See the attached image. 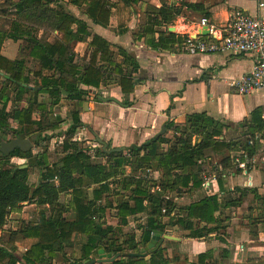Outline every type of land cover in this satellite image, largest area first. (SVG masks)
<instances>
[{
  "label": "trees",
  "instance_id": "1",
  "mask_svg": "<svg viewBox=\"0 0 264 264\" xmlns=\"http://www.w3.org/2000/svg\"><path fill=\"white\" fill-rule=\"evenodd\" d=\"M3 1V5L7 6V9L1 11L4 15L7 14L8 7H15L18 13L10 30L0 32V80L14 84L16 92L15 99L12 100L10 88L0 82V132L11 131L16 138L29 140L37 135L34 145L44 152L35 155L33 151L25 153L17 149L10 156L2 154L0 230L7 225L10 213L21 210L25 203L49 209L48 215L45 211L40 214L38 222L29 224L25 230L20 227L13 234L16 236L14 240L19 236L38 240L24 255L25 264H53L57 257L63 256L67 247L75 244L77 235L85 236L86 240L82 245L81 260L73 261V264L91 262V256L100 254L101 250L113 257L119 254L122 258L126 257L129 252L137 251L140 244L150 243L154 234L164 233V217L171 216L176 210L179 212L178 224L181 229L189 231L191 238L203 239L221 228V223L226 220L222 218L225 209L242 206L250 195L254 196L259 208L263 209L262 215L252 220L251 227L255 230L258 229V224H264V196L254 189L223 190L221 197L203 196L181 208L175 205L170 196L172 191H177L179 196L186 192H200L204 183V169L208 168L214 157H222L220 164L227 168L233 167L238 158L245 161L241 154L253 157L258 148L256 136L261 135L264 140L261 110L254 112L253 124L237 141H221L226 126L206 114H194L189 116L185 125H167L162 136L142 146H132L124 154L109 147L85 149L79 146L74 138L83 123L80 118L81 109L77 108L71 112L72 123L62 144L64 156L51 163L48 159L50 145L45 146L43 142L50 143L58 137L48 132L58 129L61 123L66 122L61 116H52L53 108L61 106L64 98L80 104L94 90H100L102 86L109 84H118L123 94L131 95L135 91L134 73L137 66L133 57L125 50L117 48L116 51L107 40L93 35L83 20L57 12L44 0H23L20 3L15 0ZM121 1L130 6L139 0ZM72 3L79 7L88 5L86 15L95 24L105 28L109 26L112 14L108 8V0H73ZM188 6L192 9L196 7ZM60 8L62 10L63 6ZM172 11L169 7H163L157 14L168 23L174 17ZM74 25L76 30H73ZM40 28L52 33L59 32L61 37L54 43L42 40L37 37L38 32L35 34ZM152 31L153 26L143 34L147 35ZM24 39L35 44L28 58L21 53V58L10 60L1 54L5 40L18 43ZM161 39L163 38L159 42H162ZM151 41L149 42L154 43ZM78 43H88L85 56L81 59L75 52ZM159 45L164 46L162 43ZM115 52L123 57L121 63L115 61ZM30 60L41 66V71H36V76L41 79L38 87L32 86L29 75L24 76ZM44 71L49 72V75H43ZM42 96L50 98V104L44 102ZM22 101L28 103L27 108L19 105ZM10 102L13 108L9 111ZM37 112L41 113L40 119L34 117ZM10 120L17 122L20 128H11ZM169 129L174 132L172 140L164 136ZM164 145H168L166 150ZM90 150L95 152L94 158L88 155ZM14 157L28 160L27 167L13 165L11 158ZM105 158L108 161L104 164ZM154 163L159 164L162 173L159 183L157 180L135 176L140 170L149 171ZM34 168L41 170L38 184H30L29 181ZM127 168L133 169V175L125 176ZM209 168L211 169L210 166ZM111 178H119L118 183L122 185V189L130 194L129 200H121L115 208L119 220L117 228L107 225L104 216L106 207L112 208V204L109 202L106 207L98 204L102 195L110 192ZM93 186L98 188H92ZM157 186L159 190L156 191ZM91 190L93 200L89 198ZM63 194L71 198L68 206L59 203ZM72 213L75 218L69 219L67 216ZM140 214L148 215L146 225L140 227L143 230L141 242H138L135 235L130 236L128 241L123 240L122 228L129 224L130 218ZM159 255H162V249L151 258L150 264H162L156 262ZM208 256L201 255L199 264H205ZM142 260L129 257L112 264H139ZM0 262L17 264L19 259L13 248L10 252L0 243Z\"/></svg>",
  "mask_w": 264,
  "mask_h": 264
},
{
  "label": "crops",
  "instance_id": "2",
  "mask_svg": "<svg viewBox=\"0 0 264 264\" xmlns=\"http://www.w3.org/2000/svg\"><path fill=\"white\" fill-rule=\"evenodd\" d=\"M108 2L112 15L106 28L95 24L86 15L88 5L78 6L77 9H86L81 20L88 25L93 35L107 40L116 51L120 48L133 57L137 66L134 73L135 91L128 96L123 94L118 84H109L102 86L100 90H94L80 104L64 98L62 105L72 103L81 109L83 127L79 131L85 133L90 144H98V140H101L114 149H124L123 153L127 154L128 148L142 146L162 136L167 125H185L189 116L194 114H206L225 125L224 136L220 139L237 141L253 124L254 112L261 110L263 115L264 91L241 95L234 86L251 72L253 57L229 53L189 54L184 50V42L189 36H196L203 18H207L211 26L220 29L226 26L236 12L264 17V7H259V0H139L130 6L121 0ZM188 5H194L196 9L189 8ZM163 7L173 10L174 17L168 23L157 14ZM151 26L153 31L144 35L145 30ZM55 33L58 38L61 37L59 32ZM161 37L162 42H159ZM150 40L154 43H150ZM12 43L13 41L10 44L5 43L4 50H1V54L8 59H15L19 53L15 52L13 57L6 55L7 48L10 49ZM160 43L164 46H160ZM79 47L85 50L84 54L83 51H78ZM87 47L88 43H78L75 46V52L80 59L85 56ZM122 60L119 52H115V61L121 63ZM109 98L116 99L123 106L114 101H105ZM173 135V130L169 129L164 136L170 140ZM257 137L260 139L257 140ZM256 142L257 152L250 157L246 170H242L236 163L227 168L216 157L211 159V169L209 166L204 169V183L200 190L204 193L201 198L215 195L221 197L223 190L236 188L245 191L254 189L264 196V140L261 135L256 136ZM165 147L168 145H164ZM93 154L95 155L93 150L88 153L94 158ZM249 197L251 200H245L242 206L225 209L222 218L226 220L221 223V228L203 239L191 238L189 231L181 229L177 210L171 216L164 217L165 232L161 234L173 236L177 240H165L160 248L162 255H159L156 262L199 264L200 256L208 254L205 264H264V224H258V229L255 230L251 227L252 220L259 218L263 209L259 208L253 195ZM196 201L198 200H179L181 206L177 207L188 206ZM25 205L37 206L29 203ZM23 209L12 211L7 225L0 230L1 246H5L10 252L14 249V254L19 259L17 264H25L24 255L38 243L37 239H23L21 236L14 240L16 236L13 234L24 225L25 220H18L14 225H11V220L14 215L22 217L20 214ZM46 209L44 211L48 215ZM113 218L116 223L111 225L107 220V225L117 228L119 220L116 214ZM22 219H25L24 215ZM39 219L40 217L23 227L38 222ZM147 219V214L130 218L129 224L122 228L123 240L128 241L130 236L135 235L140 243L143 236L140 227L146 225ZM201 225L205 226L204 223ZM85 240V236L77 235L75 244L67 247L63 256L57 257L53 264H73V261L81 260ZM150 243L140 244L137 251L128 254H139ZM157 252L153 255L148 252L146 258H139L143 259L139 264H150L151 258ZM125 258L129 257H121L117 261ZM98 259L100 254L91 256V261Z\"/></svg>",
  "mask_w": 264,
  "mask_h": 264
},
{
  "label": "rangeland",
  "instance_id": "3",
  "mask_svg": "<svg viewBox=\"0 0 264 264\" xmlns=\"http://www.w3.org/2000/svg\"><path fill=\"white\" fill-rule=\"evenodd\" d=\"M16 2H22L23 0H15ZM73 0H44L45 3H48L50 8L56 10L57 12H62V13H65L66 15H69V16H75L79 19L81 18H84V11L86 10L85 8H80L79 10L77 8H79L78 6L74 5L72 3ZM4 1L3 0H0V32H8L11 28V25H12V21L14 18L17 17V9L15 7H8V12L6 15H4L1 11L4 10V9H7V6H4ZM4 6V7H3ZM61 6H63V9L61 10ZM76 7V8H74ZM30 26V25H29ZM73 30H76V27L74 25L73 27ZM38 32V34H37ZM35 34H37V37H39L40 39L42 40H49V42L51 43H54L56 42L59 38L57 37V34L55 33H52L50 31H47V30H43V29H39L38 31L35 32ZM10 44V42H12L11 40H5L3 45H2V48L1 50L3 51L4 50V45L5 43ZM34 42L31 41V40H27V39H24L22 41H19L18 43H15L13 42L10 49L9 47L7 48V52H6V55L8 57H13L15 52H18V55L16 56L15 59H10V60H16L18 58H21V53H23L25 56L24 57H27L28 58V55L30 54L31 50L33 49V46H34ZM84 49L80 48L78 49L79 52L83 51ZM85 51V50H84ZM84 51H83V54H84ZM28 68V71L25 72V75L24 76H27L29 75L30 77V82L32 84V86L34 87H38L40 86L41 84V79L36 76V71H41V66L38 62L34 61V60H30L29 61V64L27 66ZM43 75L47 76L49 75V72L47 71H44L43 72ZM1 83H4L6 86L8 85V87L10 88L9 90H11V95H10V98L12 100L15 99V95H16V92L14 91L15 90V86L14 84H10V83H5L3 80H0ZM42 100L44 102H47L48 104H50L51 100L50 98H48L47 96H42ZM19 105H21L22 108H27L28 107V103L26 101H22L19 103ZM1 107V105H0ZM13 108V104L12 102L9 103L8 105V110H12ZM77 109V106H74V104L71 103L70 104H66L64 103L61 108H58V107H54L53 108V114L52 116L54 117H57V116H61L64 120H66V122L64 123H61L60 124V127L54 131H49L48 134L50 135H53V136H58L56 137L55 139H53L50 143L48 142H43V145H50V154H49V161L51 163L53 162H56V160H58L59 158L61 159L64 154L62 153V144L64 143L65 139H66V133L68 132L70 126H71V123H72V118H71V112L73 110ZM34 117L36 119H40L41 117V113L37 112ZM53 118V117H52ZM51 121H53V119H51ZM10 126L11 128H15V129H18L20 128L19 125L17 124V122L13 121V120H10ZM45 134V133H44ZM47 134V135H48ZM85 133L83 131H78V133L76 134L75 138H74V141H77L79 143V146H81L82 148H89V147H93V148H103L104 146L102 144H100V142H98V144H90L89 140L86 139ZM0 137H1V141L2 142H9L11 139H14L16 138L15 134H13L11 131H1L0 132ZM37 139V135H35L33 138H30V140L32 141L33 143V149L31 151H33V153L35 155L37 154H40L42 152H44V150L42 148H37L35 145H34V140ZM172 140V139H171ZM221 141H224L223 139H220ZM92 141V140H91ZM42 142V141H41ZM93 142V141H92ZM103 142V141H102ZM104 144H106L105 142H103ZM95 147H94V146ZM107 145V144H106ZM167 146V145H166ZM107 147H109L107 145ZM109 148H112V147H109ZM166 148L168 147H165V150ZM114 149V148H113ZM122 149V148H121ZM124 151V149H122V152ZM93 156H95L93 154ZM241 156H244V160L245 162H248V167H249V161H250V156L247 155V154H241ZM0 158L2 159V154L0 153ZM216 160H222V157L221 158H218L216 157ZM104 161V164L107 163L108 159L105 158L103 159ZM28 160L26 159H22V158H11V163L13 165H16V166H27L28 164ZM236 163V162H235ZM159 164L158 163H154L153 164V167L150 168V170H146V171H138V173H136L135 176H138V178H144L146 180H157L158 183L161 179V172H160V168L158 167ZM35 170L33 171L34 173L31 175L30 177V184H38L39 180H40V174H41V170L39 169H36L34 168ZM234 170V169H233ZM231 170V171H233ZM242 170H246V169H242ZM157 174V175H156ZM133 175V169L132 168H127V171L125 173V176H131ZM158 178V179H156ZM118 179L119 178H111L109 180V185L111 186L110 187V192H107V193H104L102 195V199L100 201H98L99 205L101 207H106L109 202L112 204V208L111 207H106V211H105V220L107 222L108 220V224H113V223H116V220L113 218V216L116 214L117 210L115 209L116 206L119 204V202L121 200H129V192L128 191H125L122 189V185H120L118 183ZM118 183V184H117ZM92 188H98L97 186H93ZM91 189V188H90ZM152 190V188H151ZM159 190V187L157 186L156 188V191ZM204 192H198V193H183L182 196H179L177 194V191H172L171 192V197L173 199V202H175V205L176 206H181V204L178 203L179 200H198L201 198L202 194ZM61 200H59V202L63 203L65 206H68L71 202V198L68 196L66 198V195H61L60 196ZM89 198H91V200L94 199V196H93V191L91 190L90 191V194H89ZM247 200H251L250 197L247 199ZM26 204V203H25ZM23 204V213L20 214L22 215L19 216V215H14L13 216V219L11 220V225L15 222H18V220H23L22 222H24V225L23 226H26V224L30 221H35V220H38V218L40 217V214L44 211V209L40 206H36V205H25ZM47 211H49V209H46ZM23 215H24V218L25 219H22L23 218ZM20 218V219H19ZM68 218L69 219H74L75 218V215L72 213V214H69L68 215ZM14 225V224H13ZM26 229V227H23Z\"/></svg>",
  "mask_w": 264,
  "mask_h": 264
},
{
  "label": "built area",
  "instance_id": "4",
  "mask_svg": "<svg viewBox=\"0 0 264 264\" xmlns=\"http://www.w3.org/2000/svg\"><path fill=\"white\" fill-rule=\"evenodd\" d=\"M259 7H264V0H259ZM204 29L208 30V37L202 36ZM184 50L189 54L229 53L253 57L251 72L237 81L234 86L241 95L264 91V17H253L236 12L226 26L220 29L211 26L209 20L203 18L196 36L187 38ZM262 121L264 123V113ZM259 139L257 137V140ZM236 164L242 169L248 168V162H243L241 158L236 160Z\"/></svg>",
  "mask_w": 264,
  "mask_h": 264
},
{
  "label": "water",
  "instance_id": "5",
  "mask_svg": "<svg viewBox=\"0 0 264 264\" xmlns=\"http://www.w3.org/2000/svg\"><path fill=\"white\" fill-rule=\"evenodd\" d=\"M209 35L208 30L204 29L202 36L206 37ZM105 101H114L117 102L118 104H120L121 106H123V104H121L120 102H118L116 99L114 98H109V99H105ZM164 132H165V128H164ZM163 132V133H164ZM0 141H1V137H0ZM98 142H100V144H102L104 146V148H107V145L104 144L101 140H98ZM17 149L22 150L25 153L30 152L33 149V143L31 140L29 139H22V138H14L11 139L9 142H2L0 144V153L5 155V156H10L13 152H15ZM114 151L117 152H121L122 149H115ZM27 166H23V168H26ZM165 240H177V238L173 237V236H168V235H162L161 233H156L154 234L151 243L149 244V246H147V248H145L141 253L139 254H126V257H147L148 256V252H150L151 255H153L155 252H157L162 244L165 242ZM121 258V255H117V256H112V255H106L104 253L103 250L100 251V259L93 260L91 262H89L88 264H110V263H114L115 261H117L118 259Z\"/></svg>",
  "mask_w": 264,
  "mask_h": 264
},
{
  "label": "flooded vegetation",
  "instance_id": "6",
  "mask_svg": "<svg viewBox=\"0 0 264 264\" xmlns=\"http://www.w3.org/2000/svg\"><path fill=\"white\" fill-rule=\"evenodd\" d=\"M0 144H1V141H0Z\"/></svg>",
  "mask_w": 264,
  "mask_h": 264
}]
</instances>
